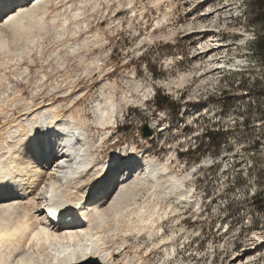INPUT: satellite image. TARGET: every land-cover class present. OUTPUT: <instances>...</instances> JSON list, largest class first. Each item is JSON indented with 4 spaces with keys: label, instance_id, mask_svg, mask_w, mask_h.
Returning a JSON list of instances; mask_svg holds the SVG:
<instances>
[{
    "label": "rangeland",
    "instance_id": "1",
    "mask_svg": "<svg viewBox=\"0 0 264 264\" xmlns=\"http://www.w3.org/2000/svg\"><path fill=\"white\" fill-rule=\"evenodd\" d=\"M59 1L50 5L47 26L36 31L30 57L0 66V106L21 116L27 98L74 99L76 105L64 109L89 118L99 158L121 154L125 165L117 177L132 146L156 155L176 176L195 170L186 186L199 198L198 210L145 189L130 204L146 216L155 204L159 211L170 203L178 208L162 218L152 240L127 235V252H139L143 264H262L264 253L246 262L234 257L251 246L255 233L264 236V58L254 52L255 41L264 38V10L248 0ZM85 39L102 41L73 52ZM204 40L223 44L217 56L200 52ZM105 81L114 84L120 107L102 143L94 109L104 101ZM157 94L173 105L158 109ZM155 120L160 125L151 128Z\"/></svg>",
    "mask_w": 264,
    "mask_h": 264
},
{
    "label": "bare ground",
    "instance_id": "2",
    "mask_svg": "<svg viewBox=\"0 0 264 264\" xmlns=\"http://www.w3.org/2000/svg\"><path fill=\"white\" fill-rule=\"evenodd\" d=\"M52 2L58 4L60 1L0 0V14H3L0 19V66L6 68L11 57L17 58L18 64L25 56L30 57L36 31L47 26ZM73 12L76 16V11ZM208 32L211 31L200 33ZM87 40L75 43L72 51H86L91 46L101 45L102 41L98 39L92 44ZM222 46L217 40L215 43L204 40L200 52L208 55L214 51L211 56H217L216 50ZM220 67L217 65L214 69ZM101 91L104 101L97 103L94 114L97 129L103 131V143L104 134L108 135L117 122L119 105L114 84L105 81ZM21 96L20 99L24 97ZM33 98H23L27 103L21 116H16L13 109L0 106L3 119V123L0 121V264H84L92 262L91 259L100 264H143L139 252H127V235H133L137 241L145 233L152 240L162 218L178 211L171 203L161 211L160 205L155 204L149 216L143 207L129 208L130 204H136L144 189L152 196H157L159 191L162 196H169L183 205L200 208L199 198L186 186L187 178L195 172L193 168L182 177L176 176L156 155H145L146 152L132 146L126 167L117 177L125 163L121 154L116 153L108 161L99 158V147L96 148L89 134V118L74 110L68 114L64 109L67 105L74 107V99L68 102L63 98L47 101L41 98L42 101L36 103ZM158 125L160 120H155L151 128ZM174 195L177 196L173 199ZM47 197L58 209L48 206ZM69 207L73 209L71 213L66 211ZM47 211L53 224L45 219ZM189 232L184 230L183 235ZM252 238L251 246L239 251L234 260L246 262L264 253V236L257 232ZM172 251L175 253L174 247ZM171 254L167 252L168 258Z\"/></svg>",
    "mask_w": 264,
    "mask_h": 264
},
{
    "label": "trees",
    "instance_id": "3",
    "mask_svg": "<svg viewBox=\"0 0 264 264\" xmlns=\"http://www.w3.org/2000/svg\"><path fill=\"white\" fill-rule=\"evenodd\" d=\"M248 3L250 4V6L255 7L259 11L264 10V5H261L259 0H248ZM258 15H260V13H258L256 17H258ZM252 23L257 24V20L252 19ZM254 52H256L257 55L262 56L264 58V38L261 40L259 39L255 41ZM263 94H264V91H263ZM155 103L158 109L173 105V103L166 97H163L162 100H160L159 94L156 95Z\"/></svg>",
    "mask_w": 264,
    "mask_h": 264
},
{
    "label": "water",
    "instance_id": "4",
    "mask_svg": "<svg viewBox=\"0 0 264 264\" xmlns=\"http://www.w3.org/2000/svg\"><path fill=\"white\" fill-rule=\"evenodd\" d=\"M151 134H152L151 128L147 124L144 125V127H143V135L147 137V136H150ZM91 261L100 264L99 262H97L94 259H91Z\"/></svg>",
    "mask_w": 264,
    "mask_h": 264
},
{
    "label": "snow or ice",
    "instance_id": "5",
    "mask_svg": "<svg viewBox=\"0 0 264 264\" xmlns=\"http://www.w3.org/2000/svg\"><path fill=\"white\" fill-rule=\"evenodd\" d=\"M68 213H71L73 211V209L71 207H69L67 210H66Z\"/></svg>",
    "mask_w": 264,
    "mask_h": 264
}]
</instances>
